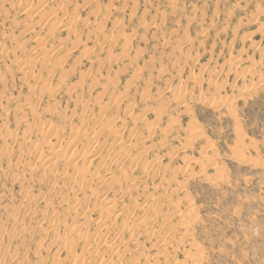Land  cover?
I'll list each match as a JSON object with an SVG mask.
<instances>
[{
    "label": "rangeland",
    "instance_id": "obj_1",
    "mask_svg": "<svg viewBox=\"0 0 264 264\" xmlns=\"http://www.w3.org/2000/svg\"><path fill=\"white\" fill-rule=\"evenodd\" d=\"M144 263L264 264V0H0V264Z\"/></svg>",
    "mask_w": 264,
    "mask_h": 264
},
{
    "label": "bare ground",
    "instance_id": "obj_2",
    "mask_svg": "<svg viewBox=\"0 0 264 264\" xmlns=\"http://www.w3.org/2000/svg\"><path fill=\"white\" fill-rule=\"evenodd\" d=\"M34 11H35V10H34ZM44 14H47V13H44ZM46 17H47V16H46ZM36 22H37V21H36ZM38 23H39V22H38ZM31 25H32V24H31ZM31 25H30V26H31ZM34 26H35V25H34ZM41 50H42V49H41ZM44 50H46V49H44ZM40 52H41V51H40ZM38 54H39V53H38ZM40 54H42V53H40ZM175 100H177V99H175ZM179 101H180V100H179ZM118 139H119V138H118ZM114 142H115V140H114ZM45 144H46V143H45ZM39 145H41V144H39ZM121 145H122V144H121ZM41 147H42V146H41ZM49 149H50V148H49ZM63 151H64V150H63ZM61 158H62V157H61ZM84 159H85V157H84ZM49 160H50V159H49ZM48 162H49V161H48ZM133 162H134V161H133ZM57 165H58V164H57ZM51 171H52V170H51ZM143 171H144V170H143ZM127 180H128V179H127ZM114 181H115V179H114ZM116 182H118V181H116ZM77 183H78V182H77ZM130 183H132V182H130ZM136 186H137V185H136ZM132 188H133V186H132ZM144 190H146V189L144 188ZM144 196H145V195H144ZM135 208H136V207H135ZM128 217H129V215H128ZM130 217H131V216H130ZM129 219H131V218H129ZM134 219H135V218H134ZM137 219H138V218H137ZM135 220H136V219H135ZM125 221H128V219H127V220H126V219L123 220V222H125ZM133 221H134V220H133ZM136 222H137V221H136ZM140 222L142 223L143 221H140ZM140 222H139V220H138V223H140ZM132 223L134 224L135 222H131V224H132ZM156 223H157V222H156ZM99 224H100V223H99ZM122 224H123V223H122ZM128 224H129V223H128ZM142 224H143V226H145V222L142 223ZM124 225L126 226V230H127V229L129 228V226H127L126 223H124ZM103 226H104V225H103ZM131 226H132V225H131ZM131 226H130V228L132 229L133 226H132V227H131ZM135 226H137V225H135ZM140 226H141V225H140ZM122 227H123V226H121V228H122ZM127 227H128V228H127ZM146 227H147V226H146ZM130 228H129V231H130ZM123 229H124V228H123ZM123 229H122V230H123ZM134 229H135V227H134ZM146 229H147V228H146ZM146 229H145V230H146ZM96 230H97V229H96ZM108 230H109V229H108ZM124 230H125V229H124ZM132 230H133V229H132ZM74 231H75V230H74ZM127 231H128V230H127ZM129 231H128V233H129ZM72 232H73V231H72ZM130 232H132V231H130ZM138 232H139V231H137V233H138ZM71 234H72V233H71ZM76 234H77V233H76ZM76 234H75V235H76ZM102 234H103V233H102ZM102 234H101V235H102ZM130 235H131V233H130ZM132 235H133V234H132ZM71 236H74V235H71ZM71 236H70V237H71ZM77 236H78V235H77ZM80 236H81V235H79V237H80ZM70 237H69V238H70ZM79 237H78V238H79ZM133 237H135V236L133 235ZM76 238H77V237H75V239H76ZM132 239H133V238H132ZM132 239H131V240H132ZM69 240H70V239H69ZM69 240H68V241H69ZM78 240H79V239H78ZM78 240H77V241H78ZM136 240H137V239H136ZM75 241H76V240H75ZM119 241H120V240H119ZM134 241H135V240H134ZM134 241H133V242H134ZM109 242H110V241H109ZM130 242H132V241H130ZM107 243H108V242H107ZM122 243H123V241H122ZM97 244H98V243H97ZM138 244H139V243H138ZM68 245H69V244H68ZM85 245H88V244H85ZM108 245H109V244H108ZM117 245H118V244H117ZM119 245H120V243H119ZM125 245H126V244H125ZM115 246H116V245L113 243L112 245L109 246V250H112V248L115 247ZM88 247H89V246H88ZM119 247H120V246H119ZM96 248H97V247H96ZM117 248H118V247H117ZM124 248H126V247H124ZM94 249H95V248H94ZM104 249H105V248H104ZM138 249H139V248H138ZM106 250H108V248H107ZM106 250H105V251H106ZM131 250H132V249H131ZM113 251H114V250H113ZM91 252H92V251H91ZM89 253H90V252H89ZM102 253H103V252H102ZM104 253H105V252H104ZM106 253H107V252H106ZM114 253H115V252H114ZM118 253H119V252H118ZM118 253H117V254H118ZM125 253H126V252H125ZM129 253H130V252H129ZM91 254H92V253H91ZM139 254H140V253H139ZM136 255H137V254H136ZM141 255H142V254H141ZM154 255H155V254H154ZM111 256H112V255H111ZM134 256H135V254H134ZM138 256H140V255H138ZM138 256H137V257H138ZM157 256H159V255H157ZM132 257H133V256H132ZM135 257H136V256H135ZM142 257H143V256H142ZM142 257H141V258H142ZM150 257H151V256H150ZM78 258H79V256H78ZM117 258H118V257H117ZM121 258H122V257H121ZM121 258H120V259H121ZM145 258H146V257H145ZM107 259H108V258H107ZM127 259H128V258H127ZM133 259H135V258H133ZM133 259H132V261H133ZM146 259H147V258H146ZM148 259H149V258H148ZM82 260H83V259H82ZM84 261H85V260H84ZM87 261H88V260H87ZM154 261H155V260H154ZM145 262H146V261H145ZM147 262H148V261H147ZM147 262H146V263H147ZM109 263H110V262H109ZM146 263H144V264H146ZM151 264H152V263H151ZM153 264H154V263H153Z\"/></svg>",
    "mask_w": 264,
    "mask_h": 264
}]
</instances>
